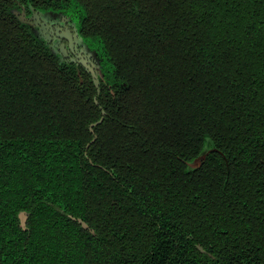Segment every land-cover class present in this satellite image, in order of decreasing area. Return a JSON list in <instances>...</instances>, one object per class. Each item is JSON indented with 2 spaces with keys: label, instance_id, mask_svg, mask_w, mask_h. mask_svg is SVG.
Wrapping results in <instances>:
<instances>
[{
  "label": "trees",
  "instance_id": "16d2710c",
  "mask_svg": "<svg viewBox=\"0 0 264 264\" xmlns=\"http://www.w3.org/2000/svg\"><path fill=\"white\" fill-rule=\"evenodd\" d=\"M21 4L84 10L98 90ZM0 264H264V0H0Z\"/></svg>",
  "mask_w": 264,
  "mask_h": 264
},
{
  "label": "flooded vegetation",
  "instance_id": "af4514ba",
  "mask_svg": "<svg viewBox=\"0 0 264 264\" xmlns=\"http://www.w3.org/2000/svg\"><path fill=\"white\" fill-rule=\"evenodd\" d=\"M24 7L25 14L27 16L31 15L29 8L25 5ZM53 11H59V14L55 19L51 18V20H54L51 24V21H48L49 23H46L44 25L41 23H37V27L41 31V35H47L49 44L52 46V48H54L58 53L61 54L62 62L73 63L76 66L77 70L81 68L90 75L91 73L89 72V69H92L98 77L100 83V81L104 78V71L101 65V58L103 57V55L101 56L100 53L92 51L89 46L87 47L83 43H80L78 41V34H76L74 30V27L77 26V24L75 23L74 19L78 16L79 12H66L63 10ZM33 13L34 12H32V14ZM31 20L34 22L33 15L31 17ZM78 33L80 34L79 31ZM98 71H101L103 75L99 76V74L97 73Z\"/></svg>",
  "mask_w": 264,
  "mask_h": 264
},
{
  "label": "water",
  "instance_id": "95a60500",
  "mask_svg": "<svg viewBox=\"0 0 264 264\" xmlns=\"http://www.w3.org/2000/svg\"><path fill=\"white\" fill-rule=\"evenodd\" d=\"M24 5L22 4L21 6H14L12 9H11V13L14 14L18 20L25 24L27 27H28V32L33 36L35 37L39 42L43 43L49 50H50V53L56 55L59 59V62H62V59H61V54L58 53L54 48H52V46L49 44L48 40H47V35H41V31L39 30V28L37 27V23H41V24H46V23H49L48 21H51L50 24L54 21V20H51V18H56L59 14V11H53L52 9H49V10H43V9H38V8H35L31 5H28V8L30 10V13L31 15H26L25 12H24ZM32 12H34L32 14ZM79 24H80V21L82 19V16L84 15V10L83 9H80L79 11ZM34 17V22L31 20V17ZM29 19V20H28ZM75 29V33L78 34V41L80 43H83L85 46L88 47V44H87V41H90L92 39H88V38H85L83 37L81 34L78 33L79 31V25L75 26L74 27ZM86 51V50H85ZM93 51V50H92ZM84 63V61H83ZM94 67V66H93ZM97 67V66H96ZM89 72L91 73V76L93 78V82H94V85L96 86L97 90H98V86H99V79L98 77L96 76L95 72H93L92 69H89ZM100 75H103V73L101 71H98L97 72ZM77 74L80 75V71L79 69L77 70ZM81 77V76H80ZM80 80L82 81V78H80ZM96 100V99H95ZM102 114H104V111H102ZM102 120V116L99 118L98 121H96L95 123L91 124L90 125V130L92 131V126L99 123L100 121ZM212 149L214 148H209L207 149L206 147L198 154V156H196L192 161L188 162L187 163V166L189 169H195V168H198L202 162L205 160L207 154L212 151ZM18 218H19V221H20V225L23 229H25V226H26V219H27V212L24 211V210H21L19 211L18 213ZM77 221L79 223L82 224V226L84 228H88V225L87 223H85L83 220H81L80 218H77ZM202 250V249H201Z\"/></svg>",
  "mask_w": 264,
  "mask_h": 264
},
{
  "label": "rangeland",
  "instance_id": "374dc122",
  "mask_svg": "<svg viewBox=\"0 0 264 264\" xmlns=\"http://www.w3.org/2000/svg\"><path fill=\"white\" fill-rule=\"evenodd\" d=\"M79 15L80 14L78 13V16L74 19L77 25H79V17H80ZM87 44L93 51H95L96 53H100V55L102 56L101 50H100L101 49L100 44L97 41L90 40V41H87ZM101 65H102V69L104 72L111 70L110 63L105 61L103 57L101 58Z\"/></svg>",
  "mask_w": 264,
  "mask_h": 264
}]
</instances>
